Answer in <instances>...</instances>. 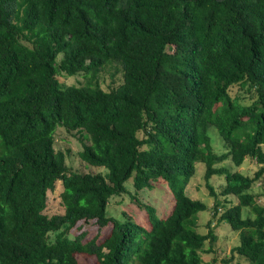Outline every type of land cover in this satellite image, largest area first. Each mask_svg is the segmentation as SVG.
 <instances>
[{"label":"trees","instance_id":"1","mask_svg":"<svg viewBox=\"0 0 264 264\" xmlns=\"http://www.w3.org/2000/svg\"><path fill=\"white\" fill-rule=\"evenodd\" d=\"M58 128L106 172L72 171ZM246 159L253 177L222 165ZM200 163L213 216L240 234L230 262L264 264V206L251 193L264 186V0H0V264H204L217 237L211 222L198 233L208 206L187 193ZM129 180L130 207L109 217ZM159 182L174 199L165 218L144 199ZM57 185L65 210L50 216Z\"/></svg>","mask_w":264,"mask_h":264},{"label":"rangeland","instance_id":"2","mask_svg":"<svg viewBox=\"0 0 264 264\" xmlns=\"http://www.w3.org/2000/svg\"><path fill=\"white\" fill-rule=\"evenodd\" d=\"M105 82L102 84L103 89H107L108 83L110 82V75L106 74L103 79ZM61 81L66 86L84 84V79L61 77ZM209 135L212 139L213 147L217 153L224 152L223 141L219 135L216 128L210 127ZM85 143L88 140L84 139ZM82 142L79 138L78 133L68 132L64 128H58L55 133V149L56 151H62L66 153L67 165L74 172L88 173V172H106L104 168L92 167L86 163H83L79 158V152L82 151ZM223 166H227L232 172L239 171L245 176L253 177L255 173L259 170V165L256 161L251 159H246L241 167H236L230 160L225 161ZM206 168L203 164H198L197 172L193 178H191L188 186L187 193L193 200H200L207 204L208 210L201 212L198 216V227L197 231L200 234H207L209 228L208 223L211 222V227L214 229V233L217 237L216 242L213 245V251L208 253H202V258L204 264H248L247 260L237 255L234 256V260L230 262L232 257V249L240 244V234L231 229L229 224L221 223L218 219L219 216H213V205L215 203V198L211 196L209 189L206 186V181L204 179ZM211 184L214 187L219 200H226L225 197L220 196L222 187L225 184L224 177H213L211 179ZM127 192L119 197H113L107 208V214L109 217H115L117 219L121 218V211L125 208L130 207L129 203L131 201L130 195L133 193L132 180L126 183ZM155 190H150L144 194L145 203L154 206L157 210L159 218H165L170 214L174 199L172 194L168 191L166 185L163 182H159L155 186ZM61 192V186L57 185L55 191L49 192V197L47 201V208L45 213L52 216L55 214H62L64 212V206L59 196ZM251 193L257 196V203L264 206V186L260 181L256 182L253 186ZM230 202L227 207L234 206L238 203V199L230 196L227 198ZM223 210L221 211V213ZM244 217H253L252 212L249 209H245L243 213ZM144 213H139L136 218L137 222L144 223ZM92 236L96 234L97 228L95 225L85 227ZM79 231H74L76 234ZM210 242L206 243L205 249L209 250ZM78 260L80 264H96L94 258L79 256Z\"/></svg>","mask_w":264,"mask_h":264}]
</instances>
